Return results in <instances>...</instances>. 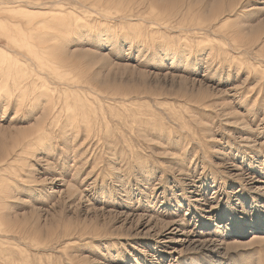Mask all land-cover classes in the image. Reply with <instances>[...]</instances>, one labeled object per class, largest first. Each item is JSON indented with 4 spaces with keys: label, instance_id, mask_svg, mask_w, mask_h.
Returning a JSON list of instances; mask_svg holds the SVG:
<instances>
[{
    "label": "rangeland",
    "instance_id": "rangeland-1",
    "mask_svg": "<svg viewBox=\"0 0 264 264\" xmlns=\"http://www.w3.org/2000/svg\"><path fill=\"white\" fill-rule=\"evenodd\" d=\"M0 264H264V0H0Z\"/></svg>",
    "mask_w": 264,
    "mask_h": 264
}]
</instances>
